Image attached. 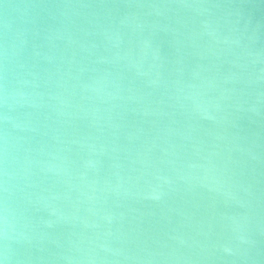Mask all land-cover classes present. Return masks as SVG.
Wrapping results in <instances>:
<instances>
[{
  "label": "water",
  "instance_id": "obj_1",
  "mask_svg": "<svg viewBox=\"0 0 264 264\" xmlns=\"http://www.w3.org/2000/svg\"><path fill=\"white\" fill-rule=\"evenodd\" d=\"M0 264H264V0H0Z\"/></svg>",
  "mask_w": 264,
  "mask_h": 264
},
{
  "label": "clouds",
  "instance_id": "obj_2",
  "mask_svg": "<svg viewBox=\"0 0 264 264\" xmlns=\"http://www.w3.org/2000/svg\"><path fill=\"white\" fill-rule=\"evenodd\" d=\"M3 225H4V228H3V231H2V235L4 236L5 239H9L10 238L9 234H8L9 222L7 220V217L4 218Z\"/></svg>",
  "mask_w": 264,
  "mask_h": 264
}]
</instances>
